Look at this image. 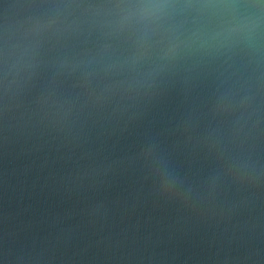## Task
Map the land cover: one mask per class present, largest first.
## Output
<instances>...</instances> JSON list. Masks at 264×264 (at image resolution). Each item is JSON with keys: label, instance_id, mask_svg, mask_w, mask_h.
<instances>
[{"label": "clouds", "instance_id": "obj_1", "mask_svg": "<svg viewBox=\"0 0 264 264\" xmlns=\"http://www.w3.org/2000/svg\"><path fill=\"white\" fill-rule=\"evenodd\" d=\"M0 31V121L6 134L44 129L70 139L90 119L110 120L155 95L162 78L199 75L223 61L208 101V128L199 140L212 161L197 181L178 169L156 143L143 158L159 192L192 217L231 221L264 199V0H39ZM95 37L82 50L75 43ZM131 73L126 79H118ZM47 77L43 104L21 111V98ZM74 79L79 92L61 93ZM6 139L8 136L6 135ZM229 192L231 196L224 197ZM264 225L252 219L230 226L244 241L221 264H264ZM9 264H56L55 246L10 249Z\"/></svg>", "mask_w": 264, "mask_h": 264}, {"label": "water", "instance_id": "obj_2", "mask_svg": "<svg viewBox=\"0 0 264 264\" xmlns=\"http://www.w3.org/2000/svg\"><path fill=\"white\" fill-rule=\"evenodd\" d=\"M36 3L0 0V31ZM95 39L74 46L91 48ZM225 67L219 61L199 75L164 77L150 99L113 119H90L70 139L44 129L12 136L0 121V264H9L10 249L32 245L55 246L56 264H221L229 249L236 254L244 241H231L225 229L249 219L264 225V199L230 222L194 218L159 192L142 155L146 143H156L178 169L197 181L207 176L212 161L198 143ZM46 80L25 93L21 111L39 110ZM59 88L65 96L80 91L74 79ZM254 242L264 244V227Z\"/></svg>", "mask_w": 264, "mask_h": 264}]
</instances>
